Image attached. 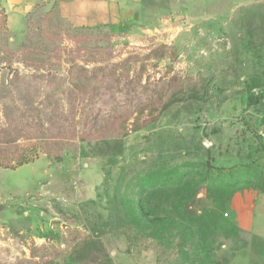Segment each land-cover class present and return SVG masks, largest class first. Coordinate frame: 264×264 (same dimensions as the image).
Masks as SVG:
<instances>
[{"label": "rangeland", "instance_id": "374dc122", "mask_svg": "<svg viewBox=\"0 0 264 264\" xmlns=\"http://www.w3.org/2000/svg\"><path fill=\"white\" fill-rule=\"evenodd\" d=\"M61 1L0 0V264H264V0Z\"/></svg>", "mask_w": 264, "mask_h": 264}, {"label": "crops", "instance_id": "0c3cea01", "mask_svg": "<svg viewBox=\"0 0 264 264\" xmlns=\"http://www.w3.org/2000/svg\"><path fill=\"white\" fill-rule=\"evenodd\" d=\"M72 1V3H71ZM82 0H65L61 1L59 5V11L61 15L69 20L71 24L77 28L82 27H96L99 25H115L120 22L122 18V12H121V3L128 0H118L116 4L118 7H115V10L113 11L112 16H108L100 10H97L100 8V6L97 4H88L87 6L89 9H91L86 15L83 13V11H79L80 6L78 5ZM129 1H139V0H129ZM70 6H69V4ZM75 3V4H74ZM106 7V5H103ZM83 8V6H81ZM96 12V16H94V12Z\"/></svg>", "mask_w": 264, "mask_h": 264}]
</instances>
